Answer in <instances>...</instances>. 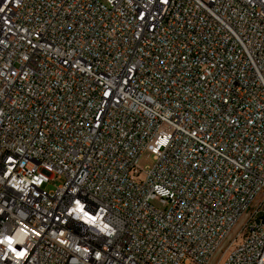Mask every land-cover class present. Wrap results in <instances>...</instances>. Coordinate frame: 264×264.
<instances>
[{
	"label": "built area",
	"instance_id": "1",
	"mask_svg": "<svg viewBox=\"0 0 264 264\" xmlns=\"http://www.w3.org/2000/svg\"><path fill=\"white\" fill-rule=\"evenodd\" d=\"M0 264H264V0H0Z\"/></svg>",
	"mask_w": 264,
	"mask_h": 264
},
{
	"label": "rangeland",
	"instance_id": "2",
	"mask_svg": "<svg viewBox=\"0 0 264 264\" xmlns=\"http://www.w3.org/2000/svg\"><path fill=\"white\" fill-rule=\"evenodd\" d=\"M153 164H154L153 156L150 155L149 153H145L144 155H142V157L139 160V165L143 169L151 168ZM60 184H61V181L53 180L49 185L46 186V190L52 191ZM154 205L160 208V206L157 203H155Z\"/></svg>",
	"mask_w": 264,
	"mask_h": 264
},
{
	"label": "snow or ice",
	"instance_id": "3",
	"mask_svg": "<svg viewBox=\"0 0 264 264\" xmlns=\"http://www.w3.org/2000/svg\"><path fill=\"white\" fill-rule=\"evenodd\" d=\"M79 207V206H78ZM88 219H91V217H89ZM99 258V257H98Z\"/></svg>",
	"mask_w": 264,
	"mask_h": 264
}]
</instances>
